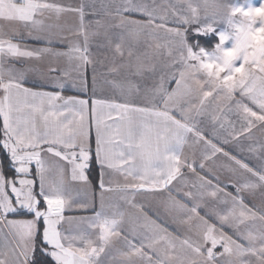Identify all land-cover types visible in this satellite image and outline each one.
Masks as SVG:
<instances>
[{
  "label": "snow or ice",
  "instance_id": "1",
  "mask_svg": "<svg viewBox=\"0 0 264 264\" xmlns=\"http://www.w3.org/2000/svg\"><path fill=\"white\" fill-rule=\"evenodd\" d=\"M101 8L114 23L103 17L86 22L98 15L95 0L75 6L0 0V152L13 170L6 175L0 163V264H264V143L248 148L255 164L222 146L242 152V138L264 133V25L228 18L231 31L218 33L219 54H209L192 50L185 26L204 19L209 22L198 31H214L223 16L218 0H102ZM46 14L56 20L71 15L78 23L45 25ZM3 23L14 26L11 34ZM91 25L96 30L90 32ZM101 28L119 29L105 30L107 45L98 46L111 49L109 64L107 54L94 59L89 51ZM229 38L234 43L224 47ZM141 42L144 51L135 47ZM46 57L75 61V77L54 60L42 70ZM9 61L38 63L18 68ZM89 67L92 95L65 97L69 79L73 88L88 91ZM121 70L123 80L108 79ZM29 73L42 83L25 86ZM146 74L152 85L141 88L133 77L146 80ZM99 78L118 95L97 98ZM205 114L226 135L217 128L206 134L194 120ZM185 145L200 146V158L185 156ZM219 156L226 160L219 167L229 173L224 179L207 163ZM93 163L99 166V210L94 190L79 202L66 194L68 177L91 190ZM185 170L194 177L188 191L175 186H188ZM114 191L132 211L105 203ZM159 193L166 195L155 206L137 202ZM90 209L91 215H65ZM169 220L191 234L174 235Z\"/></svg>",
  "mask_w": 264,
  "mask_h": 264
},
{
  "label": "crops",
  "instance_id": "2",
  "mask_svg": "<svg viewBox=\"0 0 264 264\" xmlns=\"http://www.w3.org/2000/svg\"><path fill=\"white\" fill-rule=\"evenodd\" d=\"M248 1L249 0H218V4L223 11V16L217 22L214 31L209 32V33H204V34H201L198 31V29L201 27L202 24H206L209 22L208 20H204V19H201L200 22H198V23H192L191 25H186L185 26V28H186L185 38H186L187 44L192 48V50L194 52H198L200 49H204L209 54H212L213 51L215 50V47H213L212 49L203 48L200 46V44H198V43H196V41H194L195 37L196 36L206 37V36H210L213 34H215L218 37V33L225 32V31H231V29L229 28L228 23H227L228 17L224 14L225 10H227L229 7H235V6H239L241 4L245 8L253 7L252 5H249V3H251V4L254 3V7L260 6L257 4V2H260V1H256V2H248ZM59 2L64 3V4L71 3L75 6L80 2V0H59ZM85 2L86 3L91 2V0H85ZM108 2H109V0H103V3H108ZM157 2H159V0H157ZM170 2H175V0H170ZM101 3H102V0H95L96 11H97L98 15L86 16V22L89 20L100 19L101 17H103L107 23H114V20H112V18L104 17V13H103V10L101 8ZM148 3H151V0H148ZM134 18H141V17L134 14ZM65 23L72 24L73 26H75L78 23V21L76 20L75 17H73L71 15L62 16L60 18V20H56L54 15L51 16V18H47V14H46L45 25H48V24H61V25H63ZM2 27H3V31L5 33L11 34L10 30L14 26L9 25L7 23H3ZM16 27H19V26H16ZM94 30H96V26L91 25L89 28V31L91 32ZM105 30H107L109 32H118L119 31V29H115V28H108V29L101 28V29H99L100 35L91 37V43H90L89 51L92 54V57L94 59L98 58V54H100V53L107 54L109 59H108V61H106V64H109L112 60V55H113L111 49L107 46H105L103 48L98 47L99 45H107V40L103 34L105 32ZM21 31H23V29H21ZM70 39L76 40L78 38L70 37ZM161 39H162V35H161ZM26 42L29 45L37 44L36 41L30 40V39L27 40ZM233 43H234V40L232 38H229V40H227L225 42L224 47H231ZM40 46H43V42H40ZM51 47H53L55 49L67 51L68 44L67 43H65V44L53 43L51 45ZM135 47L139 51L145 50V46H144L143 42L136 45ZM53 60L59 66V68L69 71L71 76L75 77V72L72 71L74 64H75V61H69V59L67 57H58V58L46 57L42 62H39V67L42 70H46L48 63L50 61H53ZM8 63L15 64L16 67L19 68V67H22L23 64L35 65L38 62H36V61H25L22 64L21 62H17V61H9ZM116 63L117 64L120 63L119 59H117ZM103 71H104V69L98 68V73L103 72ZM91 75H92V70H91V67H89L88 71H87L88 85H89L87 92H81L78 88H73L72 87V80L69 79L65 84V88L63 89L62 94L65 97L77 96V97L82 98V99H88L92 95ZM146 76L148 77V79H146V80H139L138 78H135V77H133V79L137 80V82L140 84L141 88H143L146 84L151 86L152 85L151 74H146ZM123 78H124L123 70H121V73L119 75L111 74L108 76V79H115L118 81L123 80ZM41 83H42V81L36 76L35 73H29L26 77V80H25V86H27V87H35V86L40 85ZM171 86H174V84L170 85V87ZM44 90H52V89L45 86ZM96 95H97V98H103V97H108V96H112V95H118V90L113 89L110 85L105 84L103 78H99V86L97 88ZM211 111H212V105H209V112H211ZM231 119L235 120V117H231ZM194 120L196 122H199V125L205 130L206 134L210 133L213 128H217L219 135L221 137L226 135V133H224L223 130H219L218 126L214 125L212 123L210 115L205 114L204 116H196V117H194ZM260 143H264V133H262L259 130H254L252 140H247V139H243V138L241 139L240 148L243 149L242 152L238 151L232 145H222V146L225 148V150L232 152V154L238 155V157H240V158H245L246 162H249L250 164H255V163H257V161L254 157V154L250 153L248 151V148L250 145L259 147ZM189 144H191V138L189 139ZM201 150L202 149L200 146L189 147V145H185L183 151H184L185 156L191 157L193 155V153H195L196 158L199 159ZM4 153L7 156V153L6 152H4ZM53 160H54V158H53ZM53 160H50V163L53 162ZM223 162H226V160L222 156L217 157L215 163H213L212 161L207 162L208 166L212 167L213 170L218 175H220L222 179H224L225 177H227L229 175V173H227L223 168L219 167V165ZM0 163L3 164L1 154H0ZM96 166H97V170H98V174H99V166L98 165H96ZM198 171H199V169H198ZM4 172H5V170H4ZM12 174H13V170H12ZM54 174H55V169L53 171V175ZM201 174H204V173H201ZM185 175L189 181V184L187 187H184L180 183H175V182L174 183H175V186L177 188H182L183 191H188V190H190L191 183L194 181V177L192 176L191 173H188L187 170H185ZM109 177L116 183H123V178L118 173H110ZM89 178L92 182L91 190L86 189L82 182H73V181H71L70 177H68L67 178V185H66V194L70 195L74 201L79 202V201H83V200L88 199L92 195V191L94 190L96 193L95 208H96V210H99V188H98V184H97V181H94L91 177H89ZM97 180H98V176H97ZM228 190L232 191L231 188H229ZM120 195H121V193L118 191L106 193L105 194V203L110 204V205H119L120 211H125V212L132 211V209L128 208V206L122 200L119 199ZM165 195H166L165 193H159V194H157L156 198L138 196L137 202L138 203H144L146 205L155 206L157 204L158 200H162ZM173 195H177V198L182 197V193L178 194L176 192H173ZM206 202L209 204L213 203L212 201H206ZM108 211L110 212L111 210L109 209ZM91 214H93L91 209L86 211V212H81V211H74V212H67L66 211L65 212V215H91ZM149 214L151 215L152 213H149ZM201 214H203V211H201ZM161 215H164L162 209H161ZM177 219H179V217H177ZM168 226H169V231L173 232L174 235H178V236L182 237L183 235L191 234L189 232L188 226H186V225L185 226H178L177 224L171 223V220H169ZM65 227H67V226H65Z\"/></svg>",
  "mask_w": 264,
  "mask_h": 264
},
{
  "label": "clouds",
  "instance_id": "3",
  "mask_svg": "<svg viewBox=\"0 0 264 264\" xmlns=\"http://www.w3.org/2000/svg\"><path fill=\"white\" fill-rule=\"evenodd\" d=\"M234 9H240L241 12L233 13ZM243 10H248L247 15H243ZM228 18L233 19L236 22L243 21L246 24H250L253 27H256L257 25H264V9H259L258 7H248L245 8L242 4L235 7H229L227 10H225L224 13ZM256 38H259V33H256ZM215 54L216 49L213 51ZM212 53V54H213ZM203 78L210 84H213V77L208 76L207 72L202 73Z\"/></svg>",
  "mask_w": 264,
  "mask_h": 264
},
{
  "label": "trees",
  "instance_id": "4",
  "mask_svg": "<svg viewBox=\"0 0 264 264\" xmlns=\"http://www.w3.org/2000/svg\"><path fill=\"white\" fill-rule=\"evenodd\" d=\"M194 41L200 44V46L203 48L212 49L218 43V37L215 34L206 36V37L196 36ZM0 154L2 157L3 165H4L5 174L10 176V173H12V170L8 167L9 161L7 160V156L4 152H0ZM90 171H91L90 177L94 181H97L98 170H97V166L95 163L92 164Z\"/></svg>",
  "mask_w": 264,
  "mask_h": 264
},
{
  "label": "rangeland",
  "instance_id": "5",
  "mask_svg": "<svg viewBox=\"0 0 264 264\" xmlns=\"http://www.w3.org/2000/svg\"><path fill=\"white\" fill-rule=\"evenodd\" d=\"M256 1H260V2H257V4L260 5V6H261L262 3H264V0H249L248 2H256ZM248 2H247V3H248ZM257 4H256V5H257ZM249 5H252V6L254 7V3H253V4L249 3ZM257 26H259V25H257ZM12 175H13V174L10 173V176H12Z\"/></svg>",
  "mask_w": 264,
  "mask_h": 264
}]
</instances>
